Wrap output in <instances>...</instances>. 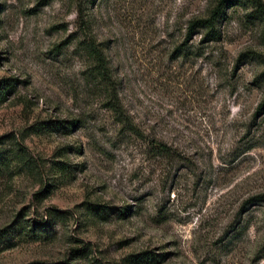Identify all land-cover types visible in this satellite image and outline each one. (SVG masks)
<instances>
[{
  "label": "rangeland",
  "instance_id": "rangeland-1",
  "mask_svg": "<svg viewBox=\"0 0 264 264\" xmlns=\"http://www.w3.org/2000/svg\"><path fill=\"white\" fill-rule=\"evenodd\" d=\"M217 2L0 0V264H264V23Z\"/></svg>",
  "mask_w": 264,
  "mask_h": 264
},
{
  "label": "trees",
  "instance_id": "trees-1",
  "mask_svg": "<svg viewBox=\"0 0 264 264\" xmlns=\"http://www.w3.org/2000/svg\"><path fill=\"white\" fill-rule=\"evenodd\" d=\"M241 0H218L216 6L211 10L209 17L203 20H198L192 23V27H199L201 29H205L207 32L205 34V38L209 41H218L220 39V32L217 30V25L225 19L226 13L225 10L240 4ZM253 6V12H251L250 16L255 17L260 22L264 23V5L261 0H247ZM244 55H241L239 60L242 59ZM103 69V68H102ZM257 84L264 83V72H262L255 80ZM260 111L264 112V101L258 107V113ZM159 150L168 154L169 150L166 146H158ZM261 202V201H258Z\"/></svg>",
  "mask_w": 264,
  "mask_h": 264
}]
</instances>
